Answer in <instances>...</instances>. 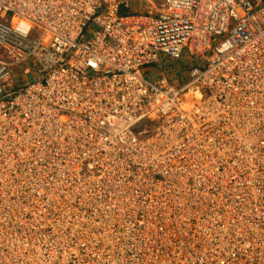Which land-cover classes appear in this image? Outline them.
Here are the masks:
<instances>
[{
  "label": "built area",
  "instance_id": "2783aa9c",
  "mask_svg": "<svg viewBox=\"0 0 264 264\" xmlns=\"http://www.w3.org/2000/svg\"><path fill=\"white\" fill-rule=\"evenodd\" d=\"M0 264H264V0H0Z\"/></svg>",
  "mask_w": 264,
  "mask_h": 264
},
{
  "label": "rangeland",
  "instance_id": "374dc122",
  "mask_svg": "<svg viewBox=\"0 0 264 264\" xmlns=\"http://www.w3.org/2000/svg\"><path fill=\"white\" fill-rule=\"evenodd\" d=\"M165 63H167V62H165ZM191 63H192V61L190 59H186V58H184V60L182 62L169 63V65H170L173 73L179 79L178 81H180L182 84L185 82V80L183 79L184 73H183V70L182 69L185 68V67L190 66ZM169 65L167 63V66H169ZM28 66H31V65L29 64ZM165 73H166V70H165ZM179 75H181V77H179Z\"/></svg>",
  "mask_w": 264,
  "mask_h": 264
}]
</instances>
